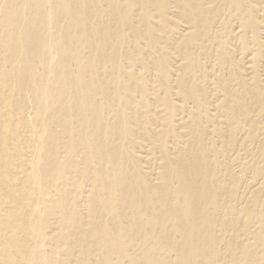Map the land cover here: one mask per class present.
<instances>
[{"label":"bare ground","instance_id":"1","mask_svg":"<svg viewBox=\"0 0 264 264\" xmlns=\"http://www.w3.org/2000/svg\"><path fill=\"white\" fill-rule=\"evenodd\" d=\"M0 264H264V0H0Z\"/></svg>","mask_w":264,"mask_h":264}]
</instances>
